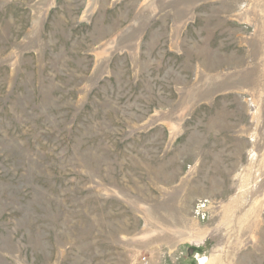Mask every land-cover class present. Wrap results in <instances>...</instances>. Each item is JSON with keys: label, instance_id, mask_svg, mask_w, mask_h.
Listing matches in <instances>:
<instances>
[{"label": "rangeland", "instance_id": "374dc122", "mask_svg": "<svg viewBox=\"0 0 264 264\" xmlns=\"http://www.w3.org/2000/svg\"><path fill=\"white\" fill-rule=\"evenodd\" d=\"M0 264H264V0H0Z\"/></svg>", "mask_w": 264, "mask_h": 264}]
</instances>
